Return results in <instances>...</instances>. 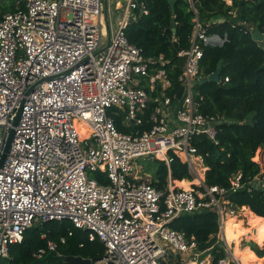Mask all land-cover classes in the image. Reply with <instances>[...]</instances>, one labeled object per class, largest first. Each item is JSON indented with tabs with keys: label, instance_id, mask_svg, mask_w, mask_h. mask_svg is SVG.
Wrapping results in <instances>:
<instances>
[{
	"label": "built area",
	"instance_id": "2783aa9c",
	"mask_svg": "<svg viewBox=\"0 0 264 264\" xmlns=\"http://www.w3.org/2000/svg\"><path fill=\"white\" fill-rule=\"evenodd\" d=\"M111 2L106 0L105 15L102 0H18L14 12L0 16V160L14 129L0 168V264L29 229L63 220L104 244L93 264H231L225 224L247 208H236L229 196L264 194V171L248 181L237 172L228 187L208 186L205 177L200 180L207 167L194 144L205 137L218 148V128L228 123L201 112L196 88L204 47L223 46L227 37L209 34L194 19L190 47L179 53L184 90L178 100L179 91L168 93L164 58L145 57L127 37L130 23L149 14L146 6L116 0L112 9ZM224 2L233 6V0ZM116 117L135 131L121 132ZM144 125L150 127L140 131ZM140 158L161 161L169 171L179 159L193 180H185V188L169 175L159 189L134 165ZM95 173L109 184H100ZM202 212L219 218L227 256L217 262L214 246L201 251L194 238L170 227L185 214ZM56 248L49 242L35 259Z\"/></svg>",
	"mask_w": 264,
	"mask_h": 264
},
{
	"label": "trees",
	"instance_id": "16d2710c",
	"mask_svg": "<svg viewBox=\"0 0 264 264\" xmlns=\"http://www.w3.org/2000/svg\"><path fill=\"white\" fill-rule=\"evenodd\" d=\"M18 0H0V16L17 9ZM149 11L147 16H140L132 21L126 30L127 37L133 45L142 49L145 57H163L167 62L165 70L171 81L168 93L173 97L180 89L178 78L184 67V59L179 56L181 51L190 47L194 31V19H198L209 34L227 37L223 46H205L200 66V80L197 90L203 98L201 112L208 115H221L228 120L219 126L218 148L205 137L197 138L194 144L204 156L205 183L208 186H229L230 177L242 172L248 181L264 171L256 161L260 151L264 149V41L252 39V31L258 28L264 34V0H233L229 7L224 0H192L194 12L189 0H137ZM174 2V8L170 2ZM138 12V11H136ZM235 13V16L233 15ZM173 19L176 27L173 30ZM220 69V80L229 78L227 83L206 81ZM112 110H116L113 108ZM150 111L147 112V115ZM252 118L250 121L249 119ZM116 126L130 134L135 128H127L123 117H116ZM149 125L138 126L140 131ZM155 172L152 183L159 189L166 188L169 175L180 182L181 187L188 188L193 177L187 164L176 159L170 171L165 163L153 161ZM204 170L200 172V180ZM94 177L102 185L109 182L101 173ZM187 180V181H185ZM231 202L236 208L246 207L254 213L257 220L264 221V194L249 193L242 190L230 194ZM233 218L227 219L226 225ZM241 239L254 240L264 245V229H255L248 233L240 223ZM170 227L182 232L190 240L195 239L199 250L204 251L214 246L215 262L227 256L224 243L218 239L220 224L215 212L185 214L175 219ZM229 231L230 241L240 249L238 231ZM72 233V235H70ZM64 239L65 242H62ZM57 245L58 256L51 257L45 264H64L63 257H81L95 263L105 252L104 244L99 240H90L89 233L74 227L67 220L49 221L29 229L22 242L10 247L9 256L1 264H33L35 255L40 250H47L48 243ZM254 242L248 244L247 264L264 263V247ZM47 253L45 257L48 255ZM71 264V263H67ZM231 264H237L232 262Z\"/></svg>",
	"mask_w": 264,
	"mask_h": 264
},
{
	"label": "rangeland",
	"instance_id": "374dc122",
	"mask_svg": "<svg viewBox=\"0 0 264 264\" xmlns=\"http://www.w3.org/2000/svg\"><path fill=\"white\" fill-rule=\"evenodd\" d=\"M118 1H120L122 3L125 0H118ZM115 2H116V0H112V2H111L112 9H113V6L115 5ZM102 4H103V8H104V14L106 15V0H102ZM123 11H124V8L122 10H120L119 12H116V17L115 18H119L120 19L122 17V15H123ZM115 21L116 20H114V23L112 24L114 29L116 27L115 26ZM3 133H4V129L0 128V138L3 136ZM260 152H261L260 153V156H258L256 158V161L259 162V164L261 165L262 169L264 170V149L262 148V150ZM134 165L136 166L137 169H139L141 171V175L144 178L152 179V174H153V172H155V166H154L153 160L151 158H140V159H136L134 161ZM200 172H201V170L199 171V173ZM204 177H205V172H204ZM196 183H198V182H196ZM252 213L253 212H251L247 208V210H243V211L240 212V216H239L240 218L239 219L243 220L244 223H245L247 221V218H245L244 215H248L250 217V216L254 215ZM230 218H233V220L230 221L229 225L228 224L227 225L225 224V228H224V234H225L224 240L227 241V244L232 245V248L229 249V253H230L229 254V258H230L231 261L235 260V262L237 264H239L238 260L236 259V256L237 257H240L242 259L241 261L245 264L246 259L248 258V256H249L250 253H249L248 250L245 251L244 249H247L248 244L250 242H254V243H256V242L254 240L242 238L241 244H240V254H237L235 256L236 251H237L236 245L230 241V239H229L230 238V233H228V231H226V230L229 228L228 230L231 231V229H233L232 226H234V228L239 233V240H240L241 232H240V229H239V225L238 224H235L236 219L234 217H230ZM239 219H237V220L239 221ZM248 227H249V229H251L250 225ZM253 231L254 230H252V232ZM257 245L260 246V247H264V245L263 246H261L259 244H257Z\"/></svg>",
	"mask_w": 264,
	"mask_h": 264
},
{
	"label": "water",
	"instance_id": "95a60500",
	"mask_svg": "<svg viewBox=\"0 0 264 264\" xmlns=\"http://www.w3.org/2000/svg\"><path fill=\"white\" fill-rule=\"evenodd\" d=\"M250 1H254V2H259L260 0H250ZM170 5L172 6V8H174V2L171 1ZM176 27V22L175 19H173V30H175ZM252 39L254 41L257 42H263L264 41V34L260 32V30L258 28L254 29V32L252 34ZM220 78V69L217 70V72H215L213 75H211L210 77H208V79L206 81H214L217 82L219 81ZM183 90L184 88L181 87L179 89V92L177 94V99L180 100L183 94ZM20 113H21V109L18 111L17 116L13 122V127H15L18 123L19 117H20ZM250 121L252 120V118L249 119ZM13 135H14V129H11L10 134L6 140L5 146H4V151H3V155L2 158L0 160V168L2 167L4 160L6 158V155L9 151L12 139H13ZM58 256L57 252H50L46 257H44L41 260H36L33 264H45L51 257H55ZM63 261L64 264L67 263H71V264H93V262L91 260L88 259H83L81 257H63Z\"/></svg>",
	"mask_w": 264,
	"mask_h": 264
},
{
	"label": "bare ground",
	"instance_id": "6f19581e",
	"mask_svg": "<svg viewBox=\"0 0 264 264\" xmlns=\"http://www.w3.org/2000/svg\"><path fill=\"white\" fill-rule=\"evenodd\" d=\"M81 135H83V130H81ZM245 210H247V209H245ZM254 214V213H253ZM244 217L245 218H247V221L244 223V221L243 220H241V219H239V221L236 219V222H235V224H241L242 226H244L245 228H246V230L248 231V233L250 232V233H252V230H255V229H264V221L263 220H257V219H255L253 216H248V215H244ZM250 225V227H251V229H249V226ZM224 236H225V234H224ZM241 236H240V244H241ZM237 254H240V249L239 250H237L236 251V254H235V256L237 255ZM236 259L238 260V262H239V264H241L242 262H241V258L240 257H237L236 256Z\"/></svg>",
	"mask_w": 264,
	"mask_h": 264
},
{
	"label": "crops",
	"instance_id": "0c3cea01",
	"mask_svg": "<svg viewBox=\"0 0 264 264\" xmlns=\"http://www.w3.org/2000/svg\"><path fill=\"white\" fill-rule=\"evenodd\" d=\"M203 177H204V175H203ZM184 182V181H183ZM180 184V183H179ZM250 210V209H249ZM253 214V213H252ZM242 260V259H241ZM242 262V261H241ZM241 264H244L243 262L241 263ZM245 264H247L246 262H245Z\"/></svg>",
	"mask_w": 264,
	"mask_h": 264
}]
</instances>
